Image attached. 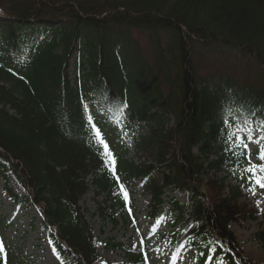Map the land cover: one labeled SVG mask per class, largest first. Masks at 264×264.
Here are the masks:
<instances>
[{"label": "trees", "instance_id": "obj_1", "mask_svg": "<svg viewBox=\"0 0 264 264\" xmlns=\"http://www.w3.org/2000/svg\"><path fill=\"white\" fill-rule=\"evenodd\" d=\"M0 9V180L14 174L41 206L61 264H99L85 195L105 194L134 220L136 182L149 214L170 224L162 238L192 249L196 264H258L230 224L258 218L249 199L264 189L253 179L264 172L246 171L264 164V0H0ZM249 141L259 143L254 163ZM112 246L130 264L148 260L145 248Z\"/></svg>", "mask_w": 264, "mask_h": 264}, {"label": "rangeland", "instance_id": "obj_2", "mask_svg": "<svg viewBox=\"0 0 264 264\" xmlns=\"http://www.w3.org/2000/svg\"><path fill=\"white\" fill-rule=\"evenodd\" d=\"M138 40L143 48L145 44L147 48L146 38L139 36ZM146 51L148 53V49ZM213 54L208 56L210 62L219 56ZM208 67L209 65L205 70H208ZM256 149L257 143L250 142L251 162L254 161L253 152ZM127 157L135 156L131 153ZM8 188L17 194L18 198L12 199L5 190L4 184L0 183V219L5 224L9 223L5 225L4 236L0 242V247L3 249L0 251L1 256L13 255L17 258L15 262L18 264H59L51 240L43 227L39 208L27 202L26 192L15 177H10ZM135 190V224L123 217L119 208L114 209L105 194L96 195L91 192L81 202L93 229L101 262L127 264L124 250L115 249L109 244L135 242L138 245L146 244L150 260L148 264H194L191 252L182 254L176 263L173 257L174 249L158 237L169 230L168 224L149 217V198L139 191V186ZM176 196L182 203L188 200L185 193H177ZM250 200H252L251 206L255 207L261 216L256 220L232 223L231 230L241 243L245 254L249 257L251 253L261 260L259 264H264V242L257 238V233L264 229V190L255 193Z\"/></svg>", "mask_w": 264, "mask_h": 264}, {"label": "snow or ice", "instance_id": "obj_3", "mask_svg": "<svg viewBox=\"0 0 264 264\" xmlns=\"http://www.w3.org/2000/svg\"><path fill=\"white\" fill-rule=\"evenodd\" d=\"M93 127H95V125H93ZM96 136L98 138V142L103 145L106 154L109 157H111V153L108 151V145L105 143L103 137L101 136L99 129H96ZM243 147L245 149H247L248 145L244 144ZM259 158L261 160H264V150L260 151ZM111 162L114 163V160H112ZM257 170H259L260 172H264V164H253V165H250V167L248 169H246V171H249L252 173L257 172ZM253 179L255 180V183L257 185H259L261 188H264V177L254 176ZM125 198L127 199V193H125ZM2 250H3L2 247H0V251H2Z\"/></svg>", "mask_w": 264, "mask_h": 264}, {"label": "bare ground", "instance_id": "obj_4", "mask_svg": "<svg viewBox=\"0 0 264 264\" xmlns=\"http://www.w3.org/2000/svg\"><path fill=\"white\" fill-rule=\"evenodd\" d=\"M249 256H250L252 259H254L255 261H257V262H261V260H260L258 257L252 255L251 253H249Z\"/></svg>", "mask_w": 264, "mask_h": 264}]
</instances>
